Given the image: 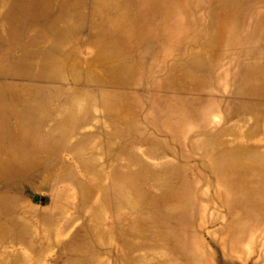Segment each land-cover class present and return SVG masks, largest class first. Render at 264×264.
I'll return each instance as SVG.
<instances>
[{
  "label": "rangeland",
  "instance_id": "rangeland-1",
  "mask_svg": "<svg viewBox=\"0 0 264 264\" xmlns=\"http://www.w3.org/2000/svg\"><path fill=\"white\" fill-rule=\"evenodd\" d=\"M0 264H264V0H0Z\"/></svg>",
  "mask_w": 264,
  "mask_h": 264
},
{
  "label": "bare ground",
  "instance_id": "bare-ground-1",
  "mask_svg": "<svg viewBox=\"0 0 264 264\" xmlns=\"http://www.w3.org/2000/svg\"><path fill=\"white\" fill-rule=\"evenodd\" d=\"M186 238L183 236V235H180V240H179V243H178V248L180 250H182L183 252H185V245H186ZM189 252V251H188ZM187 252V253H188ZM190 253V252H189Z\"/></svg>",
  "mask_w": 264,
  "mask_h": 264
},
{
  "label": "water",
  "instance_id": "water-1",
  "mask_svg": "<svg viewBox=\"0 0 264 264\" xmlns=\"http://www.w3.org/2000/svg\"><path fill=\"white\" fill-rule=\"evenodd\" d=\"M34 199H35V201H38V196H35Z\"/></svg>",
  "mask_w": 264,
  "mask_h": 264
}]
</instances>
